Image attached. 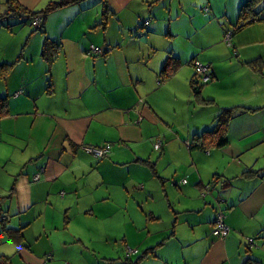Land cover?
I'll use <instances>...</instances> for the list:
<instances>
[{
  "label": "crops",
  "instance_id": "0c3cea01",
  "mask_svg": "<svg viewBox=\"0 0 264 264\" xmlns=\"http://www.w3.org/2000/svg\"><path fill=\"white\" fill-rule=\"evenodd\" d=\"M18 1L20 14L0 0V237L13 250L0 254L11 264H111L81 244L95 205L97 224L121 223L116 200L141 237L126 264L140 252L137 264H264V20L235 32L232 51L224 36L245 0H78L45 15L62 0ZM164 31L158 53L149 35ZM170 55L181 66L161 82ZM224 109L234 111L227 142L199 138ZM104 144L101 159L84 149ZM156 192L163 210L145 208L138 193ZM219 210L225 236L213 233ZM75 242L80 254L65 247Z\"/></svg>",
  "mask_w": 264,
  "mask_h": 264
},
{
  "label": "rangeland",
  "instance_id": "374dc122",
  "mask_svg": "<svg viewBox=\"0 0 264 264\" xmlns=\"http://www.w3.org/2000/svg\"><path fill=\"white\" fill-rule=\"evenodd\" d=\"M260 7H262L260 9V13L262 14V13H264V1L262 3H260L257 8H260ZM140 31L143 34L147 33L146 29H142ZM169 33L170 34H168V38L171 40L177 41L176 44L178 45L177 46L178 48H175L174 52L176 54L186 53L188 50L185 49L186 46L181 41V37H178L177 34H173L170 31H169ZM164 37H166L165 31L163 33H159V34L152 33L149 35V41L156 44V47L158 49V51H157L158 53L161 51L162 45L165 44V41L163 40ZM142 42H145V40H142ZM224 43L227 46H229L232 51L235 50L233 48L232 43L227 44V42L225 41V36H224ZM169 48H170V46H169ZM178 51H180V52H178ZM203 86L207 87L208 84H204ZM192 91L195 94H197V92L194 88H192ZM140 186H139V188H140ZM141 194L142 193H138L139 201L142 200L141 202H143L142 204L145 208H148L149 206H154V207L158 208L159 210H163L160 207L161 193L156 192V194H154V197L152 199L149 198L148 201H146L145 200L146 198H143ZM122 199H124L123 196H122ZM112 203H114L115 205L118 206V208L116 210L120 211V213L118 215H120L119 221L121 223H117L116 225H108V223L107 224H101V223L97 224L95 222V219H97V218L100 219L105 215L103 214V209L100 210L99 207L95 205L94 207H92L94 209H90V211H89L90 212L89 217L91 220H90V223H88L86 225V227L92 228L91 233H90L89 237L84 239L83 244H81L82 245L81 248L85 249V251H87L90 254V257L96 256V257L100 258L101 261H104L106 258L107 263L111 262V264H126L127 259H130L129 258L130 255L127 252L128 247H131L134 249L135 248L134 245H136L140 242L141 237L140 238L137 237V231H136L135 226L131 228V224H130L131 221H129L128 219H125V215L130 214L129 208L120 204L116 200H112ZM164 208L167 209L165 204H164ZM159 212H161V211H159ZM158 220H161V219L158 218ZM146 222H148V220H144V223H143L144 226L141 229L142 232H146L148 229V227L146 226ZM71 226H76V225H71ZM106 226H107V229L103 232L101 230V228L106 227ZM150 228L153 229V225L150 226ZM145 235H146V233L143 234L142 237ZM8 243H9V241H7L5 235H2L0 237V253H5V254L10 255V253L13 252L12 248L7 247ZM58 245L61 249L64 248L61 246L60 241H58ZM65 247L67 250L72 251V253L80 254L79 251L81 249H79L80 246L76 242L75 243H68ZM142 253L143 252H140L138 254L141 255ZM137 255L131 257L132 260H128V262L130 264H135L134 261L137 259V257H138ZM108 258H113V259H108ZM80 264H83V261Z\"/></svg>",
  "mask_w": 264,
  "mask_h": 264
},
{
  "label": "trees",
  "instance_id": "16d2710c",
  "mask_svg": "<svg viewBox=\"0 0 264 264\" xmlns=\"http://www.w3.org/2000/svg\"><path fill=\"white\" fill-rule=\"evenodd\" d=\"M78 0H62V1H55L51 2L47 5L45 10L42 12L44 15L52 10H55L59 7H62L64 5L74 3ZM264 0H245V2L242 5L239 19L237 24L235 25V30L233 31V34L235 32L241 31L245 27L253 24L255 21H262L264 20V17H260V8H257L260 3H262ZM7 7L10 12L20 14L25 12V9L22 5H20L18 0H7ZM39 15L38 13H32L30 18L33 19V17ZM43 16V15H42ZM41 16V17H42ZM44 20V16H43ZM43 28V22L42 26L37 28L39 30H42ZM181 66V61L176 56L170 55L163 65L159 77L161 78V82L168 80ZM250 66L257 72L262 73L263 72V61L261 59H256L254 61L250 62ZM196 78L194 77L192 80V86L196 90L197 94L199 93V89L197 88L196 84ZM208 101V100H203ZM4 109V101H0V116L3 114L2 110ZM250 110L251 108H246ZM234 116V111L232 109H224L223 112L218 114L215 118V126L213 130L205 131L202 135L199 136V138H203L205 136H210L213 139L215 138L217 141V145L221 146L224 145L227 142L226 138V132L229 125L230 120ZM255 171L251 172L250 174L254 173ZM1 201H0V210H1ZM1 222V220H0ZM15 235L13 234V237ZM142 257V255H139L138 258L134 261L135 264L138 263L139 259ZM9 256H6L5 254H0V264H11L9 260Z\"/></svg>",
  "mask_w": 264,
  "mask_h": 264
},
{
  "label": "built area",
  "instance_id": "2783aa9c",
  "mask_svg": "<svg viewBox=\"0 0 264 264\" xmlns=\"http://www.w3.org/2000/svg\"><path fill=\"white\" fill-rule=\"evenodd\" d=\"M145 24H148V22H145ZM32 25L36 28L41 27L42 26V18L40 16L33 17ZM232 36H233L232 30L231 31L229 30L226 32L225 41L227 42V44H231ZM101 52L102 51L100 50V48H98L95 45H92L88 51V53L90 55H99V54H101ZM191 63L195 67L196 74H197L198 78L203 83H208L212 80L211 74L209 72V66L202 64L201 62H199L196 59L193 60ZM161 148H162L161 140H157L155 143V149L161 150ZM84 149L87 153L91 154L92 156H94L98 159H101V158H104L105 156L109 155V153L111 152V145L110 144H104V145H100V146L87 145L84 147ZM36 177H39V174H37ZM186 181H187V178H184L182 180V182H186ZM204 194H205V191L203 192V195ZM225 216L226 215H225L223 210H219L217 212V216L215 218L214 227H213V233L217 236H225L230 231V226L227 224V222L225 220ZM250 242L253 243V239H250ZM127 252L130 254V253L137 252V250L133 249L131 247H128Z\"/></svg>",
  "mask_w": 264,
  "mask_h": 264
}]
</instances>
